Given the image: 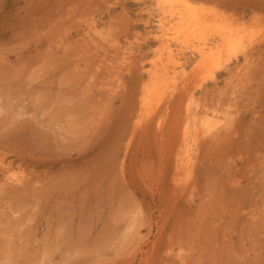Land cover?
Masks as SVG:
<instances>
[{"label": "rangeland", "instance_id": "obj_1", "mask_svg": "<svg viewBox=\"0 0 264 264\" xmlns=\"http://www.w3.org/2000/svg\"><path fill=\"white\" fill-rule=\"evenodd\" d=\"M189 1L158 80L179 3L0 0V264H264V0Z\"/></svg>", "mask_w": 264, "mask_h": 264}, {"label": "bare ground", "instance_id": "obj_2", "mask_svg": "<svg viewBox=\"0 0 264 264\" xmlns=\"http://www.w3.org/2000/svg\"><path fill=\"white\" fill-rule=\"evenodd\" d=\"M165 2H166V4L170 3V4H173V5H174V3H177V4L179 3L180 5H182V9L177 12V14H178L177 22H175V21H174L175 23H171V22L169 23L168 22L169 24L166 27V32H168L167 30H171V36L168 37L167 34L162 32V30L160 31L161 33L158 36V39L161 42V48H160L161 49L160 50L161 53L160 54H161V56L163 55V60H160L159 65L155 66L154 71L152 73V76L155 77V79H158V80H160V78H163L165 75L169 74V68L170 67H171V70H174L177 67L183 68L182 67L183 63L181 62V52H182V49H184L183 46L187 42H195L196 41V43H198L195 46V48H196V51L199 53L200 56L203 55V53H204L203 50H204V48L207 45V43H206V33H208L207 32L208 31L207 23L205 21H203L199 16H197L194 13L195 11H197L196 8H195L196 6L193 5V3L190 2L189 0H165ZM170 7H171V5H170ZM170 16H172V15L170 14ZM169 21H170V19H169ZM172 21H173V19H172ZM223 27L222 28L216 27L211 32L215 33L216 36L218 37V39L221 41L220 45L226 47L227 49L228 48H232L237 43H239L240 37H238V35H235L234 33H230L229 32L230 30L228 31V29L226 30ZM162 29H165V28H162ZM172 42L175 43L177 46L173 47L172 46ZM213 47L214 46H212V48ZM216 47H218V46H216ZM209 48H210V46H209ZM209 50H211V48ZM212 51H215V50L212 49ZM207 59H209V57L204 58L205 61H207ZM202 62H203V60H202ZM238 70H239V68H238ZM173 74H175V73H173ZM162 80H163V83H164V81H167L168 79L167 80L166 79L165 80L162 79ZM170 80H171V78H170ZM188 110H189L188 107H186L185 113H184V114H186V116H188V114H189ZM202 111H203V109H202ZM202 113H203V115L207 114L206 112H202ZM197 114L198 113L196 112L195 116H196L197 124L194 123V120H193V119H195V117H193V119H192L193 123L196 126L198 125V127L195 128V129H197L196 131L201 132V134L202 133H209V131L211 130L212 127L209 125L210 122H208L209 121L208 116L206 115L205 117L201 118V120L199 122ZM199 117H201V115ZM202 135H204V134H202ZM191 141H192L191 144H190L191 147L190 148L187 147V149L185 150L184 155H183L184 160L187 161V162L191 158L190 157V153L192 152L191 148H192V145H193V141H195V139H193ZM187 166H188V163H187Z\"/></svg>", "mask_w": 264, "mask_h": 264}]
</instances>
